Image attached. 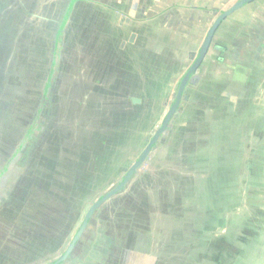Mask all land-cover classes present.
Returning a JSON list of instances; mask_svg holds the SVG:
<instances>
[{
  "label": "crops",
  "instance_id": "1",
  "mask_svg": "<svg viewBox=\"0 0 264 264\" xmlns=\"http://www.w3.org/2000/svg\"><path fill=\"white\" fill-rule=\"evenodd\" d=\"M241 1L0 0V22L15 27L16 52L41 71L33 85L48 100L37 134L47 131V142L32 151V137L27 152L48 153L51 166L75 173L81 183L92 178L97 152L118 157L124 150L118 144L126 143L120 137L129 130L143 141L137 128L159 116L156 104L167 102L171 87L177 92L213 29L182 109L158 144L154 175L134 180L114 198L113 223L91 226L89 236L86 226L65 264H236L252 255L254 243L264 248V199L253 191L264 178V0ZM69 146L82 152L67 154ZM241 169L245 181L237 177ZM235 183L246 187L244 205L234 198ZM38 184L42 198L52 193L45 189L62 197L48 196L52 208L43 202L29 208L39 224L0 226V264L47 260L60 232L70 229L50 226L51 215L72 214L63 201L76 188ZM232 206H243L257 224L244 223L239 211L227 215ZM247 226H255V242L243 235Z\"/></svg>",
  "mask_w": 264,
  "mask_h": 264
},
{
  "label": "rangeland",
  "instance_id": "2",
  "mask_svg": "<svg viewBox=\"0 0 264 264\" xmlns=\"http://www.w3.org/2000/svg\"><path fill=\"white\" fill-rule=\"evenodd\" d=\"M15 41V27L4 22H0V173L6 162L11 159L15 151L20 148V146H22L25 139L30 135L32 124L35 118L34 115L36 106L39 99L41 98L38 88L33 85L36 84V78L40 77L41 71L33 68V65H28L26 62L24 64V62H21L25 61V58L24 56H19V52H16ZM33 41L34 43H37L38 41L43 40L42 38H40ZM12 48L13 51H11ZM67 55L68 54H66V56ZM174 90L175 89L171 87L170 91L167 93L168 99L165 104H156V107L158 108L156 110V113L159 116L156 118L153 117L152 119H143V128H137V130H142L140 134H143L144 136L143 141H141L142 135L136 133L135 135L131 136L130 133L132 132V130H129L130 132L126 133L124 137H120V140L125 139L126 143L118 144L121 149H124L123 151H119L118 157L114 155L115 152L113 151L104 152L103 150L101 154L100 152H97V165L95 168H90V174L92 178L97 181V184L95 185L93 184V179L90 177H86L87 183L86 181L81 183L78 181L80 177H78L75 173L67 172L68 170L58 172L56 166H51L49 164L50 160L47 159L48 153L45 155L41 153L39 154L37 153L39 152L38 150L32 152L33 149L44 147L45 143L47 142L46 140L49 135L47 136V131L44 133L42 131L32 142V145L30 147V150L32 151L29 150V152H27L28 149L24 150L21 160L17 162L19 165L17 164L16 166H14V168H11V171L8 175L9 179L4 180L5 187L3 189L6 188L4 190L6 194L4 195L5 198H0V213L1 215H3V217H5V222L7 223L2 224L3 221H1L2 218L0 216V226H8V228H11L10 226L14 224V220H17L21 225H33L34 223L39 224V222L35 219L36 213L32 216V218L28 214L29 208L36 209V206H38V202H43V204H45L44 208H52L48 205V196H51V194L55 193L54 190L45 189V191L43 192L48 193V191H52V193H48L46 197L42 198L41 189L43 187H40L38 184L39 182H41V180H49V186H55V189L59 188V191L61 192H64L67 187L76 188V195H73L74 197H72L70 200H67V198H65L64 201L62 199L56 201L59 206H62L59 208L60 210L64 208L63 203L61 202L63 201L64 204L68 206V208H71L69 212H72V214L63 217H60V215H51L54 221L51 222L52 225L50 226H66V228L67 226H70V229L68 231L66 230L65 232L63 231V233L60 232L61 236L57 240L58 245L55 253L52 256L50 255L47 260L45 259L38 264H47L48 262L57 259L67 249V247L73 240L89 208L98 199L100 193L108 192L112 187L123 180L124 174L138 160L141 155V151L146 145H148V143L150 142V137L154 136V133L160 127L164 117L169 111L170 104L174 96ZM179 124V127H181L182 121L181 123L179 122ZM98 142L101 141L98 140ZM158 147L159 145H157L156 148H153L148 153L147 157L141 163L137 170L138 174H143L149 170L152 171L155 169L157 165L155 163V159L157 158L156 151L158 150ZM52 149L55 150V146ZM160 150L158 151V154H166L163 147H160ZM65 152L67 154L78 155L82 152V150H79V148H76L74 146H69V149ZM56 154L57 152L55 151L49 152L51 158ZM108 155L110 156L107 157ZM93 159H96V156H94ZM101 172H103L104 175L102 180L100 179ZM240 173L241 174H238L239 176L237 175L238 178L241 175H244V173L246 172H243L241 169ZM98 174L99 176H97ZM259 175L260 174L258 173V176ZM10 179L13 181L11 182ZM240 179H242V181L246 180L244 176H242V178L240 177ZM259 180L260 178H258L257 185L253 186V191L257 193V195L255 194V196L258 199H264V178L262 183H260ZM254 181L257 180L254 179ZM17 184L18 186L16 187ZM250 184L252 185V183ZM239 186L240 184L235 183V189H233L235 196L234 198L236 199V201H240L241 199V202H243L244 205L246 200V187L242 186V184L240 188ZM260 186L262 187V189H260ZM15 187L16 192L14 191ZM37 188L40 189V193L38 192ZM55 196L62 197L60 194L56 193ZM29 200L33 201L34 206H30ZM239 201H237V203L241 204V202ZM109 203L107 204V206H104V209H107V212L103 215V217L102 211L104 209L98 212L99 220L108 223L107 226L110 225V223H113L114 220L112 217H114L115 215L112 209L109 208ZM233 207L234 206L226 211L227 215L232 213L234 210L235 213L239 211V213L244 216V223L247 221L249 224H257V221H249L250 216H246L245 213H243V211L245 210L243 206L242 208L244 210H242V208H238V210H236L233 209ZM44 210L45 214L47 215V213L49 212L46 209ZM109 210L112 213H110ZM39 213L40 212H37V214ZM95 218H97L96 213L94 214V216H92L90 223L87 225L90 226L87 227L88 229L86 234H88V236L89 233H94V229L91 226H96L97 222ZM233 223V219L231 221L229 220L228 226H232ZM102 225L106 226V224ZM148 227H150L152 230H155L159 226ZM255 231V226H247V230L245 233L243 232V235H245L249 241L255 242ZM11 232L13 233L14 231H9L8 233L10 234ZM109 236H111V233L109 234ZM91 237L92 236H90V238ZM90 238L88 237V239ZM261 247L262 246H260L259 248ZM249 251L252 252V255L250 254L246 258H241V261L237 262L236 264L263 263L264 248L259 250L256 248L254 243L253 247H249Z\"/></svg>",
  "mask_w": 264,
  "mask_h": 264
},
{
  "label": "flooded vegetation",
  "instance_id": "3",
  "mask_svg": "<svg viewBox=\"0 0 264 264\" xmlns=\"http://www.w3.org/2000/svg\"><path fill=\"white\" fill-rule=\"evenodd\" d=\"M54 59L56 60V55H54ZM195 72V71H194ZM192 76V75H191ZM191 78V77H190ZM187 85V84H186ZM184 92H185V89H184ZM184 92H183V94H182V97H181V100H180V102H179V104H178V106H177V108L175 109V111L173 112V115H172V117L170 118V120H169V122H168V124H167V126H166V128L163 130V132L161 133V135L159 136V138L157 139V141H156V143L154 144V146L151 148V150L153 149V148H156V146L159 144V142H161L162 140H163V138H164V135L166 134V132L170 129V127L173 125V123H174V121H175V119H176V117H177V114L181 111V109H182V105H183V95H184ZM176 94H177V92L174 94V96H173V100H172V102H171V104H170V108L172 107V104H173V102H174V100H175V97H176ZM41 98L39 99V101H38V104H37V106H36V110L37 111H35V115H34V121H33V124H32V129H31V133H30V135L28 136V138H26L25 139V141L23 142V144H22V146H20V148H18L19 149V151L20 152H24V150L25 149H27V146H28V144L30 143V141H31V139H32V137H35V136H37V134H38V132L40 131V130H42V126H43V122H45V114L47 113V108H48V100H47V95L45 94V97H43V95H41L40 96ZM33 103H34V101H33ZM36 103H37V101H36ZM170 108H169V110H170ZM169 112V111H168ZM168 112H167V114H168ZM166 114V115H167ZM166 117V116H165ZM165 117H164V119H165ZM164 119H163V121H164ZM163 123V122H162ZM162 125V124H161ZM161 125H160V127H161ZM159 127V128H160ZM158 128V129H159ZM157 129V130H158ZM157 130H156V132H157ZM155 132V133H156ZM154 133V134H155ZM151 138L152 137H150V140H151ZM149 140V141H150ZM149 144V143H148ZM26 145V146H25ZM147 146V145H146ZM146 146L143 148V150L146 148ZM22 147H25V148H22ZM143 150L141 151V153L140 154H142V152H143ZM150 150V151H151ZM147 157V156H146ZM8 162V161H7ZM140 166V165H139ZM139 166L135 169V171L132 173V175L130 176V178L127 180V182L118 190V191H116L112 196H110L108 199H106L103 203H101L100 205H98L96 208H95V210H93V212H92V214H91V216H90V219L88 220V223H87V225L90 223V220H91V218H92V216H94V214L96 213V216H97V218H95L96 219V222L97 223H101L102 221L101 220H99V218H98V212L100 211V210H103L104 209V206L106 205L107 206V204L109 203V202H111L114 198L116 199L118 196H120L122 193H125V192H127V189H128V186L130 185V183H133V181L134 180H136V179H139V178H141V177H143V176H150V175H154V173L155 172H151V170H149V171H147V172H145V173H143V174H138L137 173V170H138V168H139ZM131 169V168H130ZM129 169V170H130ZM2 170H3V168H2ZM128 170V171H129ZM128 171L124 174V178H125V176H126V174L128 173ZM154 171V170H153ZM123 178V179H124ZM122 182V180L118 183V184H116L114 187H112L108 192H106V193H103V192H101L100 193V195L98 196V199L96 200V201H98L101 197H103L104 195H106V194H108L111 190H113V189H115L120 183ZM95 201V202H96ZM101 206V207H100ZM100 207V208H99ZM107 209H104L103 211H102V217H103V215L107 212L106 211ZM110 211V210H109ZM110 213H112L111 211H110ZM86 225V226H87ZM85 229V228H84ZM78 231V230H77ZM77 233V232H76ZM82 235H83V231H82V233H81V235H80V237H79V239L77 240V242H76V244H75V246H74V248L72 249V251L70 252V254L65 258V260L61 263V264H65L68 260H69V258H70V256L72 255V253L74 252V249L76 248L77 249V246H78V243L81 241V238H82ZM68 248V247H67ZM66 251V250H65ZM64 251V252H65ZM63 252V253H64ZM62 253V254H63ZM61 254V255H62ZM60 255V256H61ZM59 256V257H60ZM58 257V258H59ZM57 258V259H58ZM57 259H55L52 263H54ZM52 263H50V264H52Z\"/></svg>",
  "mask_w": 264,
  "mask_h": 264
},
{
  "label": "water",
  "instance_id": "4",
  "mask_svg": "<svg viewBox=\"0 0 264 264\" xmlns=\"http://www.w3.org/2000/svg\"><path fill=\"white\" fill-rule=\"evenodd\" d=\"M247 0H243L242 2H245ZM241 3H239L238 5H240ZM213 33V29L210 31L209 36L207 37V39L205 40L201 51L197 57V59L195 60V62L193 63V65L189 68V70L187 71V73L185 74V76L183 77L182 81L179 84L178 90H177V94L175 97V100L172 104V107L170 108L168 114L166 115L161 127L157 130V132L154 134V136L151 138L149 144L146 146V148L143 150L142 154L140 155V157L138 158V160L135 162V164L131 167V169L128 171V173L126 174L125 178L122 180V182L113 190H111L108 194L104 195L103 197H101L98 201H96L95 203H93L91 205V207L89 208L85 218L83 219L76 235L74 236L73 240L71 241V243L69 244L68 248L66 249V251L52 264H61L65 258L70 254V252L72 251V249L74 248L77 240L79 239L83 229L86 227L88 220L90 219V216L93 212V210H95V208L100 205L101 203H103L106 199H108L110 196H112L116 191H118L126 182L127 180L130 178V176L132 175V173L135 171V169L141 165V163L145 160L146 156L148 155V153L150 152L151 148L154 146V144L156 143L157 139L159 138V136L161 135V133L163 132V130L166 128L170 118L173 115V112L175 111V109L177 108L182 94L184 92V89L186 87V84L188 82V80L190 79L191 75L194 73V71L196 70V68L199 66L205 52L206 49L208 48L209 42L211 40V34Z\"/></svg>",
  "mask_w": 264,
  "mask_h": 264
},
{
  "label": "trees",
  "instance_id": "5",
  "mask_svg": "<svg viewBox=\"0 0 264 264\" xmlns=\"http://www.w3.org/2000/svg\"><path fill=\"white\" fill-rule=\"evenodd\" d=\"M20 157H21V152L19 151V149H17L15 151V153L13 154V156L11 157V159L8 162H6V164L3 166V170L0 173V195H1V193H4V190L6 189V188L3 189L5 187L4 182H3L4 179H7V180L9 179L8 175L11 171L10 169L14 168V166H16L18 164L17 162L19 161ZM12 181L13 180H11V182ZM2 190H3V192H2Z\"/></svg>",
  "mask_w": 264,
  "mask_h": 264
}]
</instances>
